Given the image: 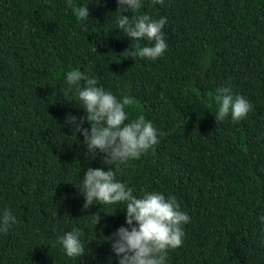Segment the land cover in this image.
Instances as JSON below:
<instances>
[{"label": "trees", "instance_id": "obj_1", "mask_svg": "<svg viewBox=\"0 0 264 264\" xmlns=\"http://www.w3.org/2000/svg\"><path fill=\"white\" fill-rule=\"evenodd\" d=\"M66 4L0 0V214L16 217L0 233V264H118L105 237L127 227L125 205L84 209L77 187L88 168L108 167L65 122L86 115L75 88L64 95L77 69L133 97L129 120L157 129L159 143L116 179L137 198L174 196L190 217L166 264H264V0H142L134 15L167 18L156 60L123 56L151 44L117 29V0H73L86 21ZM225 87L253 105L245 119L216 123ZM74 230L85 254L69 258L59 238Z\"/></svg>", "mask_w": 264, "mask_h": 264}, {"label": "clouds", "instance_id": "obj_2", "mask_svg": "<svg viewBox=\"0 0 264 264\" xmlns=\"http://www.w3.org/2000/svg\"><path fill=\"white\" fill-rule=\"evenodd\" d=\"M153 5L164 3V0H151ZM117 29L132 41L146 40L151 46L136 44L131 50L126 49L124 57L156 60L162 57L168 45L164 39L163 28L166 17L153 19L148 14L136 16L142 7V0H117ZM67 7L72 8L78 21L89 18L88 6H74L73 0H67ZM132 12V16L121 13ZM81 81L85 84L81 87ZM65 83L68 88L65 97L75 88L76 96L85 116L69 114L67 124L73 126L75 133H80L87 147V154L94 159L97 151L103 154L107 170L88 168L77 186L82 193L84 209L95 204H124L126 209L125 226H121L105 241L111 245L118 264H166L168 251L183 244V225L190 222L186 212L180 210V204L172 195L165 197L159 192H145L137 198L126 184L116 179L117 172L127 167L130 160H138L159 143L158 132L151 121L140 115L129 120L126 108L138 103L133 97L125 95L118 99L110 91L97 87L94 78L87 77L80 70L66 73ZM219 107L215 115L216 123L222 122L229 114L233 121L247 117L253 105L242 95L233 97L229 88L217 90ZM69 101V100H68ZM71 102V101H70ZM87 121L91 127H84ZM264 221V217L260 218ZM100 216L96 215L95 225ZM16 223V217L10 209L0 214V233H5ZM79 230L64 233L59 238L65 254L69 258L85 254Z\"/></svg>", "mask_w": 264, "mask_h": 264}]
</instances>
